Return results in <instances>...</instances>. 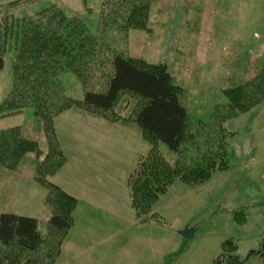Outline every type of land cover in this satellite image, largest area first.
<instances>
[{"label": "rangeland", "instance_id": "obj_1", "mask_svg": "<svg viewBox=\"0 0 264 264\" xmlns=\"http://www.w3.org/2000/svg\"><path fill=\"white\" fill-rule=\"evenodd\" d=\"M7 1L0 0V22L9 17L5 15ZM114 1L116 20L110 26L102 31L97 30L98 25L89 24L88 34L101 32L95 39L94 61L85 64L80 59L73 69L63 67L57 77L63 89L58 90L60 96L79 102L52 122L56 146L66 164L48 181L79 204L62 244L60 264H163L175 253L178 255L171 264H214L227 239L237 244L239 259H246L259 249L264 238V89L245 86L254 74L264 70V0ZM102 2L40 0L16 3L14 12L51 3L67 17L83 13V9L91 15L102 14ZM134 2L135 6L142 3L148 7L135 17L147 19L146 24L135 28L126 17L119 16L121 5L129 9ZM191 12L195 14L190 21L196 33L186 31L185 16ZM16 38L17 32L8 37L11 43L4 45L0 103L8 99L13 86ZM116 56L143 65L164 64L174 84L188 89L182 100L189 116L215 120L219 126L214 125L211 132L221 133L223 128L230 149L228 168L214 172L202 185L186 186L177 178L153 206L148 223L136 221L127 187L129 174L149 150L139 129L126 120L130 108L141 101L123 93L108 112L83 104L86 92H105L113 73L111 60ZM237 86L242 87L239 112L230 110L223 96L224 91ZM32 113L26 109L22 114L0 117V133L23 127L38 143V153L28 154L26 162L16 169L0 168V213L40 220L46 194L33 177L34 161L45 157L48 144L42 121ZM84 115L101 118L107 124L99 123L91 131L95 135L88 139L85 131H78L75 139L71 129H80L79 125L85 128L90 121L81 123ZM218 117L226 118L223 124ZM195 143L200 149L207 144L203 136ZM239 212L244 214L243 223ZM186 227L194 230L188 240L180 236ZM242 264H262V260L254 255Z\"/></svg>", "mask_w": 264, "mask_h": 264}, {"label": "trees", "instance_id": "obj_2", "mask_svg": "<svg viewBox=\"0 0 264 264\" xmlns=\"http://www.w3.org/2000/svg\"><path fill=\"white\" fill-rule=\"evenodd\" d=\"M12 1L6 2L5 15L9 17L1 19L5 25L0 22V70L4 66V45L6 41L11 43L8 37H14L15 32L17 46L13 50L17 55L12 66L13 86L8 99L0 103V117L22 114L24 110L31 109L32 114L42 121L48 151L42 160L34 161L33 177L46 195L43 202L44 220L0 213V264H55L60 259L62 244L74 224L73 215L78 206L74 197L48 181L66 164L63 152L56 146L52 122L55 117L79 103L62 95L66 101L63 100L59 94L63 89L57 77L63 67L73 69L80 59L85 64L94 61L97 47L95 39L101 32L88 34L89 24L93 27L98 25L97 30L103 31L110 26L108 24L111 21L116 20L113 12L117 7L114 0H103L102 14L98 11L91 15L83 9V13L76 12L80 14L67 17L51 3L14 12L16 3L27 4L40 0ZM82 1L85 4L88 0ZM120 8L123 11H120L122 14L119 13V16L126 17L133 28L146 24L147 19L135 18L147 10L146 4L137 3L135 6L134 2V6H129V9L126 4ZM185 17L188 18L186 31L196 33L197 29L190 21L194 20L195 14L191 12L190 16ZM111 67L113 73L105 92H86L83 104L108 112L123 93L138 97L141 101L130 108L126 120L139 129L149 150L129 174L127 187L136 220L146 223L153 206L177 178L186 186L202 185L214 172L228 168L230 149L224 139L223 128L220 127L221 133L215 130L211 132L214 125L219 126L215 120L212 121L211 117L189 116L186 103L182 100V94H187L188 89L182 90V87L174 84L164 64L143 65V62L138 64L135 60L116 56L111 60ZM245 86L264 89V70L254 74ZM241 89L237 86L224 91L223 96L230 110L239 112L241 109L243 104L238 99ZM256 93L259 95L257 90ZM217 119L223 124L226 118ZM199 136H203L207 143L203 149L195 143ZM189 144L191 148H187ZM160 147H164V150ZM35 152L38 153V143L31 139L23 127L0 133V168L16 169L26 162L28 154ZM239 214L242 215L240 220L243 223L244 214ZM151 218L155 219L154 216ZM234 218L238 221L237 213ZM237 249L233 240L223 241L221 253L214 264H242L254 255H259L264 264V238L259 249L251 251L244 260L237 256ZM177 255L168 256L163 264H171Z\"/></svg>", "mask_w": 264, "mask_h": 264}, {"label": "crops", "instance_id": "obj_3", "mask_svg": "<svg viewBox=\"0 0 264 264\" xmlns=\"http://www.w3.org/2000/svg\"><path fill=\"white\" fill-rule=\"evenodd\" d=\"M81 119L82 120H79V121H81V123H83L84 121H86L87 122V119H90V121L86 124V127L84 128V127H82V126H78V127H80V129H71V135L73 136V137H75V139H76V132H78V131H85L86 133H87V139L90 137V135H95L94 133H91V131L92 130H94L96 127H97V125L100 123V124H102V123H106L104 120H102L101 118H100V121H99V119H97V118H91V116H82L81 117ZM99 124V125H100ZM107 124V123H106ZM109 124V123H108ZM76 125H78V123H76ZM110 125H112V124H110ZM62 132H61V135H63L64 134V130H63V127H62V124H61V128H59ZM58 133H59V131H58ZM89 141H92V140H89ZM75 148H77V143L75 144ZM78 206H79V204H78ZM88 210L90 211V208L88 207ZM137 221V220H136ZM137 222H139V221H137ZM146 223H148V222H146ZM63 246V245H62ZM62 249V248H61ZM61 259H62V256H60V259H59V261H58V263L57 264H60V261H61Z\"/></svg>", "mask_w": 264, "mask_h": 264}, {"label": "water", "instance_id": "obj_4", "mask_svg": "<svg viewBox=\"0 0 264 264\" xmlns=\"http://www.w3.org/2000/svg\"><path fill=\"white\" fill-rule=\"evenodd\" d=\"M194 234V230L193 229H189L188 227L184 228L181 232H180V236L185 239H191L193 237Z\"/></svg>", "mask_w": 264, "mask_h": 264}]
</instances>
